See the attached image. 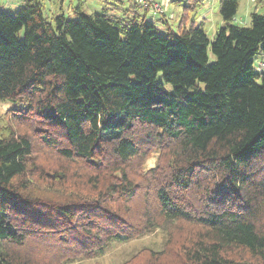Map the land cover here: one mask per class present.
Returning <instances> with one entry per match:
<instances>
[{
  "label": "trees",
  "instance_id": "trees-1",
  "mask_svg": "<svg viewBox=\"0 0 264 264\" xmlns=\"http://www.w3.org/2000/svg\"><path fill=\"white\" fill-rule=\"evenodd\" d=\"M253 1L240 26L239 0H219L212 40L183 19L160 35L135 0L78 1L76 19L44 0L0 9V101L20 106L0 116V264L90 260L161 228L160 250L121 264H264Z\"/></svg>",
  "mask_w": 264,
  "mask_h": 264
},
{
  "label": "rangeland",
  "instance_id": "rangeland-1",
  "mask_svg": "<svg viewBox=\"0 0 264 264\" xmlns=\"http://www.w3.org/2000/svg\"><path fill=\"white\" fill-rule=\"evenodd\" d=\"M22 0H0V9L13 14ZM80 1L82 10L85 13L98 12L101 13L105 6L104 0H44V9L47 13H55L62 11L68 18L76 19L73 8ZM164 11L162 13H152L147 11L145 20L152 21L160 35H165L167 30L177 32L180 20L183 19L184 26L188 28L190 24H202L209 40H212L217 28L221 26V17L219 14V0H165ZM163 6L164 0H158ZM255 10V2L253 0H239L238 9L233 17L232 23L240 26L249 24V14ZM256 11L261 12V8ZM162 20V22H160ZM165 23H164V21ZM217 24V25H216ZM209 60H213V56L208 52ZM264 62V57H258L254 61V67L258 69V65ZM167 88H169L167 86ZM20 106L11 101H0V116L9 109L19 108ZM38 146V145H37ZM37 146L35 148H37ZM40 147V146H39ZM41 155L35 152V157ZM40 156H39V155ZM156 154L154 153L150 159L145 162V167L149 168L154 165ZM36 184H38L36 182ZM163 227V226H162ZM165 226L163 227V229ZM165 242L164 230L155 229L150 235L141 237L136 240L122 243L113 240L102 254L94 259L69 262L68 264H121L132 254L141 248L147 247L153 251H158L163 247ZM81 262V263H80Z\"/></svg>",
  "mask_w": 264,
  "mask_h": 264
},
{
  "label": "built area",
  "instance_id": "built-area-1",
  "mask_svg": "<svg viewBox=\"0 0 264 264\" xmlns=\"http://www.w3.org/2000/svg\"><path fill=\"white\" fill-rule=\"evenodd\" d=\"M138 4L148 6L149 10H151L153 13H162L164 11V5L166 1L164 0L163 6L161 3L156 2L155 0H135Z\"/></svg>",
  "mask_w": 264,
  "mask_h": 264
},
{
  "label": "crops",
  "instance_id": "crops-1",
  "mask_svg": "<svg viewBox=\"0 0 264 264\" xmlns=\"http://www.w3.org/2000/svg\"><path fill=\"white\" fill-rule=\"evenodd\" d=\"M156 2L158 1V0H155ZM149 11V10H148ZM164 21V20H163ZM160 22H162V20H160ZM163 23V22H162ZM164 23H165V21H164ZM217 25V24H216Z\"/></svg>",
  "mask_w": 264,
  "mask_h": 264
}]
</instances>
